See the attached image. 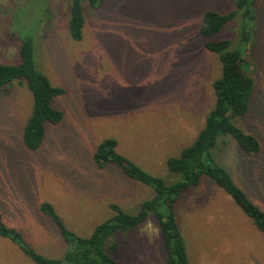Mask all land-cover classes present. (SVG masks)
<instances>
[{
  "label": "rangeland",
  "instance_id": "obj_1",
  "mask_svg": "<svg viewBox=\"0 0 264 264\" xmlns=\"http://www.w3.org/2000/svg\"><path fill=\"white\" fill-rule=\"evenodd\" d=\"M236 0H108L92 8L84 0V38L69 30V0H0V63H18L20 46L35 41L40 68L65 93L55 100L64 112L47 124L41 148L23 142L32 109L27 83L14 80L0 98V214L38 252L63 258L67 243L41 210L49 202L67 227L90 235L112 217L110 204L134 213L154 195L151 186L119 166H100L94 154L107 138L152 175L179 180L167 161L192 145L215 104L214 81L221 75L218 54L204 47L200 28L206 10L228 13ZM256 18L228 22L215 39L247 52L255 90L246 115L234 122L253 134L260 150L243 152L222 135L216 160L264 209V0ZM246 55V54H244ZM37 62V63H38ZM176 213L191 264H264V232L215 180L184 191ZM119 264H166L156 218L118 235ZM0 264H36L0 235Z\"/></svg>",
  "mask_w": 264,
  "mask_h": 264
},
{
  "label": "trees",
  "instance_id": "obj_2",
  "mask_svg": "<svg viewBox=\"0 0 264 264\" xmlns=\"http://www.w3.org/2000/svg\"><path fill=\"white\" fill-rule=\"evenodd\" d=\"M98 9L108 0H87ZM69 30L73 39L84 38L86 23L84 0H69ZM256 0H236L235 9L228 13L206 10L201 23L204 47L218 54L222 67L221 75L214 81L215 104L205 118L195 142L182 150L179 156L167 161L171 173L179 180L167 182L144 170L118 150L116 138L102 141L95 151V162L100 166L112 163L119 166L132 179L149 185L154 195L144 200L134 213L126 211L119 204L112 203L114 215L95 226L87 236L71 231L49 202L41 204L42 212L56 224L67 249L63 258H51L35 250L24 238L23 233L8 227L0 214V235L15 242L19 248L36 264H119L116 254L119 249L118 235L129 232L145 223L150 217L157 220L165 250L166 264H191L187 244L181 230L176 203L180 195L190 187L198 185L202 177H211L225 189L251 218L257 228L264 232V209L259 207L234 180L228 169L215 158L222 135L231 136L238 147L252 155L260 150L257 138L235 122V118L246 115L250 109L255 90V79L248 69L247 52L230 46L226 38L215 39L223 27L240 17L244 41L250 37L246 23L256 18ZM35 41L28 37L20 46L18 63H0V98L8 84L14 80L27 83L32 93L31 113L24 125L23 142L27 149L38 151L46 135L47 124H58L64 119V112L55 106L58 96L65 93L62 86L54 85L48 75L40 68ZM246 54V55H244ZM38 62V63H37Z\"/></svg>",
  "mask_w": 264,
  "mask_h": 264
}]
</instances>
